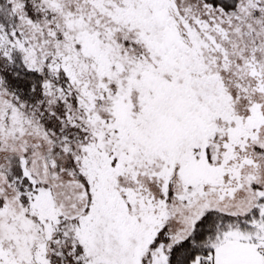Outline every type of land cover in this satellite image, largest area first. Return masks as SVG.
I'll use <instances>...</instances> for the list:
<instances>
[{"label": "snow or ice", "instance_id": "obj_1", "mask_svg": "<svg viewBox=\"0 0 264 264\" xmlns=\"http://www.w3.org/2000/svg\"><path fill=\"white\" fill-rule=\"evenodd\" d=\"M0 264H264V0H0Z\"/></svg>", "mask_w": 264, "mask_h": 264}]
</instances>
